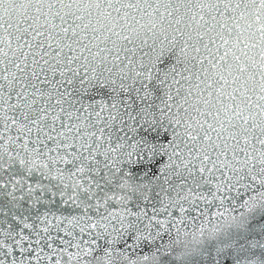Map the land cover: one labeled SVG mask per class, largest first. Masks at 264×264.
Wrapping results in <instances>:
<instances>
[{
    "label": "snow or ice",
    "instance_id": "6c2138e0",
    "mask_svg": "<svg viewBox=\"0 0 264 264\" xmlns=\"http://www.w3.org/2000/svg\"><path fill=\"white\" fill-rule=\"evenodd\" d=\"M0 264H264V0H0Z\"/></svg>",
    "mask_w": 264,
    "mask_h": 264
}]
</instances>
